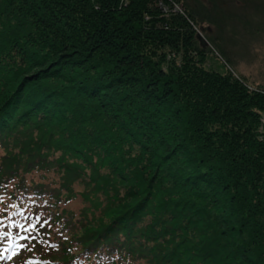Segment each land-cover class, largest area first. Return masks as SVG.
<instances>
[{
	"label": "trees",
	"instance_id": "obj_1",
	"mask_svg": "<svg viewBox=\"0 0 264 264\" xmlns=\"http://www.w3.org/2000/svg\"><path fill=\"white\" fill-rule=\"evenodd\" d=\"M122 1L0 0V264H264V95Z\"/></svg>",
	"mask_w": 264,
	"mask_h": 264
},
{
	"label": "rangeland",
	"instance_id": "obj_2",
	"mask_svg": "<svg viewBox=\"0 0 264 264\" xmlns=\"http://www.w3.org/2000/svg\"><path fill=\"white\" fill-rule=\"evenodd\" d=\"M223 3L222 0H158L164 15H182L191 25L188 34L193 35L179 40L181 48L198 42L207 50V68L231 75L249 91L264 95V0H229L236 15L220 20L218 14ZM199 35L204 37L206 45ZM175 56L171 53L168 58ZM260 113L259 136H262L264 110Z\"/></svg>",
	"mask_w": 264,
	"mask_h": 264
},
{
	"label": "bare ground",
	"instance_id": "obj_3",
	"mask_svg": "<svg viewBox=\"0 0 264 264\" xmlns=\"http://www.w3.org/2000/svg\"><path fill=\"white\" fill-rule=\"evenodd\" d=\"M225 5H222V9L220 10L218 16H220V20L225 19L226 16H233L235 17L236 12L233 10L235 8V6H233L232 4H229V0H222ZM222 15V18H221Z\"/></svg>",
	"mask_w": 264,
	"mask_h": 264
},
{
	"label": "water",
	"instance_id": "obj_4",
	"mask_svg": "<svg viewBox=\"0 0 264 264\" xmlns=\"http://www.w3.org/2000/svg\"><path fill=\"white\" fill-rule=\"evenodd\" d=\"M198 37L201 40L202 44L206 45V41H205L204 37L202 35H199Z\"/></svg>",
	"mask_w": 264,
	"mask_h": 264
},
{
	"label": "snow or ice",
	"instance_id": "obj_5",
	"mask_svg": "<svg viewBox=\"0 0 264 264\" xmlns=\"http://www.w3.org/2000/svg\"><path fill=\"white\" fill-rule=\"evenodd\" d=\"M31 228H35L36 227V224H31L30 225ZM4 235H7V233H4ZM3 257H0V259H2Z\"/></svg>",
	"mask_w": 264,
	"mask_h": 264
}]
</instances>
